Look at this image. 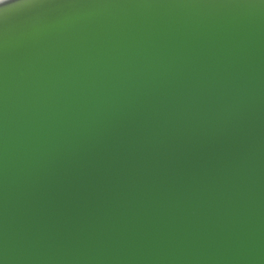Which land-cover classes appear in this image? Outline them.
Returning a JSON list of instances; mask_svg holds the SVG:
<instances>
[{
	"label": "water",
	"instance_id": "obj_1",
	"mask_svg": "<svg viewBox=\"0 0 264 264\" xmlns=\"http://www.w3.org/2000/svg\"><path fill=\"white\" fill-rule=\"evenodd\" d=\"M0 264H264V0H0Z\"/></svg>",
	"mask_w": 264,
	"mask_h": 264
}]
</instances>
